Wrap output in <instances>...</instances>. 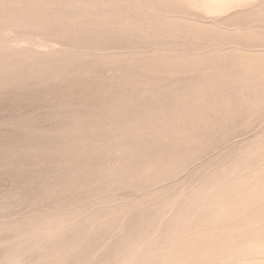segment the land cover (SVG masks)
Returning <instances> with one entry per match:
<instances>
[{"label":"rangeland","instance_id":"rangeland-1","mask_svg":"<svg viewBox=\"0 0 264 264\" xmlns=\"http://www.w3.org/2000/svg\"><path fill=\"white\" fill-rule=\"evenodd\" d=\"M0 261L264 264V0H0Z\"/></svg>","mask_w":264,"mask_h":264},{"label":"bare ground","instance_id":"bare-ground-1","mask_svg":"<svg viewBox=\"0 0 264 264\" xmlns=\"http://www.w3.org/2000/svg\"><path fill=\"white\" fill-rule=\"evenodd\" d=\"M213 1V3L214 4H219V3H221V2H224L225 4H230V3H235L236 1H238V0H212ZM87 114V113H86ZM69 120V119H68ZM62 160V159H61ZM49 185V184H48ZM56 191V190H55ZM54 193V192H53ZM0 264H15L14 262H11V263H9L8 261H6V262H1L0 261Z\"/></svg>","mask_w":264,"mask_h":264}]
</instances>
